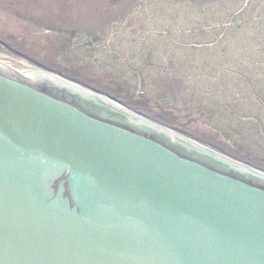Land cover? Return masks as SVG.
Wrapping results in <instances>:
<instances>
[{
    "label": "water",
    "instance_id": "1",
    "mask_svg": "<svg viewBox=\"0 0 264 264\" xmlns=\"http://www.w3.org/2000/svg\"><path fill=\"white\" fill-rule=\"evenodd\" d=\"M0 264H264V176L0 65Z\"/></svg>",
    "mask_w": 264,
    "mask_h": 264
},
{
    "label": "rangeland",
    "instance_id": "2",
    "mask_svg": "<svg viewBox=\"0 0 264 264\" xmlns=\"http://www.w3.org/2000/svg\"><path fill=\"white\" fill-rule=\"evenodd\" d=\"M0 63L264 176V0H0Z\"/></svg>",
    "mask_w": 264,
    "mask_h": 264
},
{
    "label": "bare ground",
    "instance_id": "3",
    "mask_svg": "<svg viewBox=\"0 0 264 264\" xmlns=\"http://www.w3.org/2000/svg\"><path fill=\"white\" fill-rule=\"evenodd\" d=\"M0 65H2V66H4V67H6L7 69H9V66H6V65H4V64H2V63H0ZM38 73H39V72H38ZM24 76H25V77H28V76H26V75H24ZM67 84L71 85L70 83H67ZM71 86L78 88L77 86H74V85H71ZM78 89H80V88H78Z\"/></svg>",
    "mask_w": 264,
    "mask_h": 264
}]
</instances>
